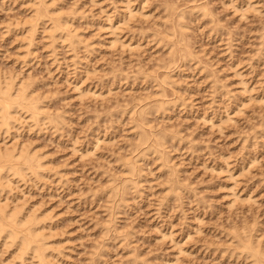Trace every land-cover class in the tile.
<instances>
[{
  "label": "rangeland",
  "instance_id": "1",
  "mask_svg": "<svg viewBox=\"0 0 264 264\" xmlns=\"http://www.w3.org/2000/svg\"><path fill=\"white\" fill-rule=\"evenodd\" d=\"M45 1L70 14L76 48L50 22L27 40L31 3L0 0V78L59 118L0 127L2 148L42 163L0 203L44 220L45 264H254L235 235L264 250V0ZM179 13L188 60L161 39ZM143 107L146 130L168 133L163 155L139 147ZM3 240L0 264H38Z\"/></svg>",
  "mask_w": 264,
  "mask_h": 264
},
{
  "label": "bare ground",
  "instance_id": "2",
  "mask_svg": "<svg viewBox=\"0 0 264 264\" xmlns=\"http://www.w3.org/2000/svg\"><path fill=\"white\" fill-rule=\"evenodd\" d=\"M28 1H29L28 4L31 3L30 6L33 9H32V14L30 15V18H29V22H27L28 20L26 21V24H29V28L27 29V34H28L27 40L32 41V39H34L33 33H35L37 31V29H35V28L38 24L50 22L49 23L50 24L49 31L47 30L51 34L50 37L56 36V38L57 37L62 38L63 41H67V43H69L70 46L76 48V46H75L77 44L76 40L79 38H77V39L75 38L77 35L74 34L72 32V30H70L69 25H71V24L68 25L69 22L71 23V21H70L71 17L69 19L70 14L67 15L68 13L67 14L65 13L66 15H64L63 13H61L60 10L58 12L57 9L53 8L52 6L50 7V5L45 4V2H46L45 0H28ZM170 8H172V7H170ZM172 10H173V8H172ZM170 12H172V11L170 10ZM206 12H203V14H205ZM169 16H171V15L169 14ZM177 16L179 18H177V21H176ZM177 16L173 17V18L175 19V22L177 24V28H179V29L176 28V31H175V30H173L174 28H170L169 30H172L171 33L168 30H166L169 33H167V34L163 33L164 37L162 36L161 39L167 41V42H164V41L163 42L165 43V45L170 46V52L171 53H172V51L174 53L179 51L182 55L181 58L185 57L184 60L186 58L188 60L187 54H188V49H190V48H188L186 50L187 52H184V51H185V47L187 45L189 46V44H187L185 47H181L184 44V42L181 41L183 43V44H181V46L179 44V42H180L179 39H181L179 37V34L182 38L184 36V35L183 36L181 35L182 29H183L182 26L184 25V22H183L184 17H183L182 13H179V15H177ZM176 24H174V25L176 26ZM43 25H45V24H43ZM41 28H43V26ZM34 30H36V31L33 32ZM54 39L55 38L53 37L52 40H54ZM161 39L159 38V40H161ZM78 43L80 44V42H78ZM183 52L186 55H184ZM188 55H190V53ZM174 56H172V59ZM175 57H177V56H175ZM184 60L182 59V61H184ZM162 67H164V65ZM16 84H15L13 79H9V78L4 77V76L2 78H0V127L4 128L6 131L8 129H10V126H12L11 125L12 121L16 118L15 117L16 114H20L21 112L28 114L30 119L32 118L33 119L32 121H36V123H41L42 121H43V123H47V122L50 123V121L54 123L55 119L59 120V118H57V117H54L55 118L54 121L50 120V117H48V115L47 116L45 115L46 111H45V113H43L44 111L41 109V105L39 106L38 105L39 103L37 102L38 100L36 101V97H35L36 95H33L34 92L31 91L32 89L29 91L30 86L28 84L27 85L29 86V89L26 85L25 86L27 88L25 86H23V83L19 87ZM168 85H170V81H169V78L165 74L164 77H162V79L158 81V87L163 92L165 89V86H168ZM162 107H163V102H162V104L156 106V109L157 108L161 109ZM144 108L145 107L140 109V112L138 111V113L141 115V119H140L141 121H139L138 125L136 124V126H138V127H136L138 129L137 140H138V142L140 141L142 144L141 145L139 143V147L143 146V145L149 146V150L151 149V151H153V150L157 151L155 153L159 154L160 151L164 148L163 147L164 146L163 140L168 135V133L165 134L164 133L165 131L164 132H161V131L157 132V131H152V130L151 131L146 130L145 127L147 126L146 122H147V116H148L149 111L148 112L144 111L146 109V108L145 109ZM153 109H154V107H153ZM52 117H51V119H52ZM45 121H47V122H45ZM56 123H58L57 120H56ZM56 123H54V124H56ZM0 130H1V128H0ZM162 144H163V146H162ZM159 148H160V150H159ZM146 149H148V147ZM143 150L146 151L145 149H143ZM143 150H141V152ZM27 151H28V149L23 150V148H22L19 150L16 148H12L10 146H5L3 148L2 147L0 148V188H1V190H3L4 185L10 181V177H18V179L20 177V178L24 179L27 175H30L29 173L38 176V174L42 171V163L40 160H38L39 158L37 159L35 157V155H32L33 153L30 154ZM158 151H159V153H158ZM147 152H148V150H147ZM162 152H163V150H162ZM162 152L160 153V155L162 154ZM159 158H160V156H159ZM131 162H133V161H131ZM126 164H127L126 167L128 166V169L126 172H124V173H126L125 182L126 181L129 182V180H132V179H128V178H131V176L135 173V168H137V167H134V164H131L129 162H127ZM27 172H28V174H27ZM132 181H134V180H132ZM132 181H131V183H132ZM126 183L121 184L120 185V186H122L121 188H120V186H118V184L116 185L118 187H116V186H115V188L112 187L114 190L113 193H115L113 196H117L118 194H124L125 192H127L128 188L130 189V187H128L129 183L127 185H126ZM174 189L176 191V190H179L180 188L175 187ZM111 191H112V189H111ZM125 194H127V193H125ZM122 196L119 195V197H121V199H122ZM39 217H40V215L38 213L37 214L36 213L28 214V213L24 212V209H20L16 206H14L12 208H8L6 205L0 203V238L2 237L4 239L3 241H5V244L9 243V245L15 247V250L18 253V254L16 253V255H19V258L22 262L27 261L26 259L28 257L30 258L31 261L37 260L38 264H45V262L47 261V258H48L47 256L49 255L47 253V250H48L49 246L47 244V237H46V233H45L46 223L44 222V220L42 218H39ZM245 230L246 229H244V231ZM246 231L242 232V234H240L241 232H239L238 234L235 233L236 234L235 236L237 238V240L235 239L237 241L236 242L237 243V249L236 250L240 249L239 251L246 254V256L244 255L246 258H249V257L254 258L253 260L251 259L252 261H254L253 262L254 264H264V250L262 249L263 250L262 251L261 248H259V246L256 245L257 242H255L252 239L253 235L252 236L249 235L248 233H246ZM250 232H251V230H250ZM251 234H253V233H251ZM250 263H252V262L250 261Z\"/></svg>",
  "mask_w": 264,
  "mask_h": 264
}]
</instances>
